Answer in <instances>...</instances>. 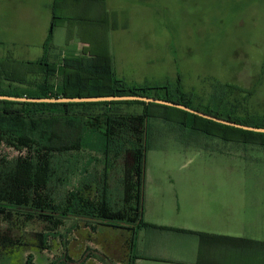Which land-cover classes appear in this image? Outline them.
<instances>
[{"label": "rangeland", "instance_id": "rangeland-1", "mask_svg": "<svg viewBox=\"0 0 264 264\" xmlns=\"http://www.w3.org/2000/svg\"><path fill=\"white\" fill-rule=\"evenodd\" d=\"M54 1L0 0V59L10 65L16 76H21L25 70L27 83L40 82L45 77L43 73L29 72L30 62L46 52L43 39L49 33ZM63 2L65 0L58 3V16L67 12L75 17L96 20L104 12L109 24L105 27V37L97 23L93 27L86 22H68L63 27L57 24L53 39L57 49L47 51L51 61L62 57L58 52H75L82 40L95 37L104 40L105 50L114 58L118 77L131 84L162 86L171 83L176 87L180 78L182 89L196 105H207L213 98L214 89L219 92L225 89L230 91L228 108H233L237 115L264 118V0H66L62 5ZM2 83L4 87L14 88L12 92L16 94H21V88L27 86V83L7 80ZM226 84L252 93L226 88ZM120 106L123 109L142 107L138 103ZM169 114L175 116L177 113L170 111ZM179 125L161 117L151 118L145 171L148 185L248 187L244 190L247 198L255 202V218L261 217L264 143L224 137L223 147H227L224 155L205 159L196 156L193 149L183 151L185 143H182L183 137L179 138L182 135ZM190 125L186 130L199 133L203 138L201 142H206L205 137L213 136ZM229 150L232 154H228ZM27 154L26 149L0 141V158L13 159ZM71 159L74 169L65 185L59 181V174L53 187L66 190L87 187L85 194L97 198L96 187L100 185L104 170L103 154L91 150L76 151L71 154ZM130 170L111 172L110 188L114 200H120L126 194L121 184H135V172ZM134 190L133 187L130 193ZM93 232L91 224L78 219H64L62 224L56 225L16 212L0 213V264H25L29 254L33 255L36 264H86L94 259L101 262L104 255L93 246ZM106 232L103 228L99 240L107 235ZM42 234L47 235L44 242ZM96 238L98 236L95 241ZM118 241L123 245L120 237L112 242ZM121 245L116 244L118 257L107 261L108 264H125V254L119 255ZM65 252L76 258L64 261ZM87 254L90 256L85 258Z\"/></svg>", "mask_w": 264, "mask_h": 264}, {"label": "trees", "instance_id": "trees-1", "mask_svg": "<svg viewBox=\"0 0 264 264\" xmlns=\"http://www.w3.org/2000/svg\"><path fill=\"white\" fill-rule=\"evenodd\" d=\"M61 1H54V19L45 42L46 52L41 58L30 62L32 66L29 72L43 73L44 80L27 83L25 70L21 76H16L10 65L0 59V94L30 97L145 95L183 103L239 123L264 127V118L242 117L233 108H228L227 96L230 91L225 89L223 92L214 89L213 98L207 105H196L182 89L180 78L176 87H172L171 83L162 86L131 84L118 77L114 58L106 50L93 56L68 55L51 61L47 51L54 39L55 19L61 18L56 14ZM6 80L27 83V86L21 88V94H16L10 85L2 86V81ZM224 86L252 93L231 84ZM124 103H138L144 110L126 111L120 106ZM170 111L177 114L171 116ZM153 117L174 121L184 127L191 124L193 129L226 139L264 143L262 132L219 123L154 102H19L0 99V141H8L12 146L28 151L27 155L13 159L0 158V213L16 212L56 225L62 224L64 219H78L91 224L93 229L97 225L130 229L134 236L138 229L151 226L144 220L143 207L148 131ZM83 150L99 152L104 156L103 175L99 179L100 185L96 187L97 198L85 194L87 187L84 190L53 187L56 177L60 175L59 181L65 185L66 178L74 169L71 154ZM130 159L131 163H127ZM127 168L135 172L136 182L121 184L126 194L124 198L114 200L110 174ZM133 187L135 192L131 194ZM46 236L42 234L43 242ZM130 248L133 252V238ZM64 256V261L72 260L66 252ZM25 264H36L32 254L27 256Z\"/></svg>", "mask_w": 264, "mask_h": 264}, {"label": "crops", "instance_id": "crops-1", "mask_svg": "<svg viewBox=\"0 0 264 264\" xmlns=\"http://www.w3.org/2000/svg\"><path fill=\"white\" fill-rule=\"evenodd\" d=\"M51 12L52 26L53 8ZM60 17L55 21L61 27L68 22H86L91 27L97 23L103 29L102 37H105V27L109 24L104 12L96 20L75 17L67 12ZM46 36L43 39L44 49ZM51 48L57 49L53 41ZM100 52H105L104 40L90 37L82 40L75 52L57 54L62 57L93 56ZM124 109L142 112L144 107ZM178 127L182 132L179 138L183 137L182 143H185L184 152L193 149L191 151L196 156L209 159L220 158L227 150L226 146L223 147L222 137L207 136L205 139L213 137L212 141L201 142L203 138L199 133L188 132L181 125ZM146 176L143 217L151 226L138 229L135 236L130 229L96 227L93 234L98 238L95 241L94 237L93 246L103 253L104 260H88L86 264H108L107 261L118 257L116 244L120 246L121 243L112 241L119 237L123 242L119 255L125 254V264H264V205L259 207L262 216L255 218V202L247 198L244 190L248 187H151L148 185V174ZM103 228H106L107 235L99 240ZM132 238L133 252L130 248Z\"/></svg>", "mask_w": 264, "mask_h": 264}, {"label": "water", "instance_id": "water-1", "mask_svg": "<svg viewBox=\"0 0 264 264\" xmlns=\"http://www.w3.org/2000/svg\"><path fill=\"white\" fill-rule=\"evenodd\" d=\"M1 100H11V101H27V102H91V101H112V100H141L146 102H154L164 105H169L177 107L202 117L214 120L219 123L227 124L230 126H235L238 128L262 132L264 133V127H258L254 125H248L244 123H239L226 118L218 117L216 115L192 108L186 104L170 101L167 99L145 96V95H109V96H79V97H30V96H16V95H6L0 94Z\"/></svg>", "mask_w": 264, "mask_h": 264}]
</instances>
